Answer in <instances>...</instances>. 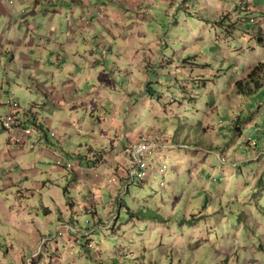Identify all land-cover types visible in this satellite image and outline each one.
Segmentation results:
<instances>
[{"label": "rangeland", "instance_id": "rangeland-1", "mask_svg": "<svg viewBox=\"0 0 264 264\" xmlns=\"http://www.w3.org/2000/svg\"><path fill=\"white\" fill-rule=\"evenodd\" d=\"M242 1L156 0L144 13L147 32L138 35L145 42L136 44L153 51L142 61L149 69L139 72L142 65L133 72L144 84L142 92L119 68V57L103 47L101 91L108 95L101 106L84 112L73 105L80 113H68V119L71 108L47 104L39 111L52 132L71 142L72 152L89 155V146L99 147V130L110 153L127 137L130 148L142 138L155 143L153 165L161 172L153 171L144 183L126 189L123 181H112L117 188L111 197L90 193L82 212L69 205L77 196L70 170H60L50 182L45 169L40 180L32 177L25 185L12 179L0 141V264H264V81L251 96L235 87L264 63V23L257 20L264 16V0L241 9ZM251 4L263 8L256 13ZM67 25L65 19L54 25L65 41ZM108 42L114 46L107 37ZM9 61L0 55L5 105L11 98L20 110L38 111L30 103L46 101L37 98L31 72L18 76ZM127 91L132 105L123 103ZM100 118L101 129L94 125ZM110 168L116 178L119 167ZM94 209L93 220L87 213ZM59 226L74 231L65 228L59 236Z\"/></svg>", "mask_w": 264, "mask_h": 264}, {"label": "crops", "instance_id": "crops-1", "mask_svg": "<svg viewBox=\"0 0 264 264\" xmlns=\"http://www.w3.org/2000/svg\"><path fill=\"white\" fill-rule=\"evenodd\" d=\"M18 1L20 7H17L15 3L11 5L6 0H0V30L6 26L0 34V55H8L9 66L16 75H24L27 78L26 71L31 72L29 80L37 85V98L42 96L46 102L40 105L37 100L31 103L29 100L33 108H39L38 111L21 110L20 115L26 123L28 122L27 125H34L36 122L41 126L44 135L37 149L20 151L9 144V137L0 124V141H3L2 157L11 166L12 179L26 180L25 185L31 183L32 177L40 180L45 169L51 172L50 182H53L55 176L59 177L60 170H70L75 181L72 187L77 191L76 198H71V201L77 209L85 212L88 208L85 203L90 193L95 192L97 196L105 199L104 193L111 197V190L117 188L112 187V184L109 185L117 179L112 178V172L115 169L112 170L110 167H119V176L125 177L131 154L128 140L132 138L127 137V143L116 145L115 152L110 153L105 143L101 141V130H99L100 135L97 139L99 147L89 146V155H86L83 150L72 152L69 150L71 142L68 139H60L59 135L55 138L58 145L52 144L49 134L52 127H49L45 119L39 117V111L46 110L47 104L63 110L71 108L72 112L66 114L68 119V113L79 112L72 108L73 105L82 107L84 112H87L91 105L101 106L102 99L108 95L101 91V66L105 64L101 58V55L104 56L101 52L103 47L107 48L113 56L119 57V68L125 75H131L132 86L139 88L141 84L144 85L133 72L142 65L139 72L149 69L142 61L146 60L145 55L149 59L153 51L149 44L144 49L136 47V44L142 45L145 42L144 39L140 41L138 35L142 36L147 32L144 13L149 12L150 6L155 5L156 0H93L92 3H84L81 0H47L48 4L45 0ZM28 1H34V3H28ZM248 4L241 3V9L248 7ZM47 6H50L51 10H47ZM252 6H255L253 9L256 13L263 8L251 4V8ZM61 19H65L68 23L66 41L60 38L58 28L54 27ZM86 19L91 20L90 26L84 24ZM41 20L45 22L43 31ZM261 20L264 23V16ZM253 32L255 34V31ZM102 33L106 36H101ZM107 37L115 42L114 46L111 42L105 44ZM121 38H123L122 45H119ZM81 44H84V48H81ZM139 89L142 92V88ZM1 93L7 94L4 85L0 84V117L9 112ZM131 96L129 91L122 95L123 103L132 105ZM114 116L117 119V114L114 113ZM78 117L81 116L78 115ZM78 117L76 116V119ZM69 118L72 120L73 117L70 115ZM77 123H79L78 120ZM94 125L101 129V118ZM110 134L112 133L105 135V140ZM80 148H83V144H80ZM67 163H72L73 167L68 169L62 166ZM42 164H47L49 167L42 168ZM11 182L9 181L7 185ZM117 184L118 182L115 185ZM34 185L38 188L43 186L40 181L34 182ZM107 187L110 188L109 191L104 192Z\"/></svg>", "mask_w": 264, "mask_h": 264}, {"label": "built area", "instance_id": "built-area-1", "mask_svg": "<svg viewBox=\"0 0 264 264\" xmlns=\"http://www.w3.org/2000/svg\"><path fill=\"white\" fill-rule=\"evenodd\" d=\"M11 5H14V0H7ZM84 3H92L93 0H81ZM249 0L242 1L243 5L248 4ZM251 21H256V18L252 16L250 18ZM257 20H261L259 17ZM86 26H90L92 24L91 20L86 19L84 21ZM9 108V112L0 117V124L8 136H9V144L22 151V150H35L40 143L42 142V135L44 133L41 129V126L37 125H27L25 123L23 117L20 115L21 105L19 102L9 98L6 104ZM49 134L52 138H56L57 134L55 132L49 131ZM158 148L157 145L147 138H142L138 143L134 144L131 147V154L129 158V167L125 173H127V177L131 179V181H147L152 175L153 171H159L154 167L153 161L156 158V152ZM66 168L73 167L72 163H67L65 165ZM166 166H163L162 171L167 170ZM119 180L114 179V183L116 184ZM163 185V184H162ZM69 229L70 231H74L71 227H62L59 226L57 228L58 235L63 236V231Z\"/></svg>", "mask_w": 264, "mask_h": 264}, {"label": "trees", "instance_id": "trees-1", "mask_svg": "<svg viewBox=\"0 0 264 264\" xmlns=\"http://www.w3.org/2000/svg\"><path fill=\"white\" fill-rule=\"evenodd\" d=\"M263 73H264V63H259L258 65H255L251 69V71L247 74V76H245L244 78L237 79L235 81V87H236L237 93L239 95L251 96V95L255 94L257 91H259L261 88H263V81H264V75H262ZM204 84H205V82H204ZM20 109H22V106ZM19 112H21V110ZM240 117L241 116L239 115L238 116L239 121H241ZM34 125L37 126L38 124L35 122ZM232 128H234L235 130H236V128L238 129V127H236V125H234V124H232ZM236 132H238V131L236 130ZM117 172H118V169H117ZM127 175L128 174L125 173V177H122L121 175L119 176V174H115V176L119 180V182L123 181L122 182L123 184H125L124 182H126V184L124 186V188H126V189H128L131 184H134L136 182V181L132 182L131 179H129V177H127ZM138 183H144V181L138 180ZM69 205L73 206L74 202H72L70 200ZM87 214L91 215L93 220H94L96 215H97L96 209H94L92 212H89Z\"/></svg>", "mask_w": 264, "mask_h": 264}]
</instances>
